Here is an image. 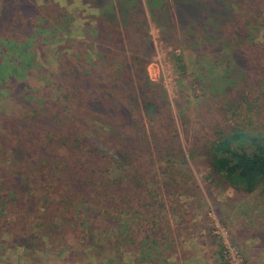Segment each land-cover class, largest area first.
<instances>
[{
    "label": "trees",
    "instance_id": "obj_1",
    "mask_svg": "<svg viewBox=\"0 0 264 264\" xmlns=\"http://www.w3.org/2000/svg\"><path fill=\"white\" fill-rule=\"evenodd\" d=\"M82 2L96 12L75 37L67 6L0 0V93L17 103L14 113H0V229L8 225L19 239L46 236L54 244L73 233L86 248L96 242L104 249L112 238L118 252L137 242L135 250L156 264L165 261L157 254H164L161 242L170 233L153 209L152 193L162 182L150 173L183 149L148 126L151 114H170L171 98L140 71L136 54L152 55L153 23L166 44L197 46L207 73L233 81L249 63L261 76L264 40H256V31L264 0ZM53 41L59 43L58 66L46 85L56 95L38 91L28 77L45 60L42 46ZM177 65L184 70L183 57ZM165 120L173 123L170 115ZM205 157L226 186L245 193L264 189L261 128L228 125ZM175 177L164 171L163 184Z\"/></svg>",
    "mask_w": 264,
    "mask_h": 264
},
{
    "label": "rangeland",
    "instance_id": "obj_2",
    "mask_svg": "<svg viewBox=\"0 0 264 264\" xmlns=\"http://www.w3.org/2000/svg\"><path fill=\"white\" fill-rule=\"evenodd\" d=\"M38 2L67 6L75 17L71 27L75 37L82 34L84 19L96 12L87 10L82 0ZM259 21L262 23L258 22V28L264 29V16ZM49 23L45 19L42 26L46 28ZM150 26L154 51L149 59V52L136 54L135 61L140 71L144 69L162 85L171 98V109L170 114H151L152 121H146L162 135L167 134L169 145L183 149V155L173 157V161L163 164L164 168L156 165L150 173L151 177L157 173L162 182L152 193L153 209L163 217L160 222L170 233L169 239L161 242L164 254H157L165 261L156 264H264V189L245 193L226 186L215 178L205 157L228 125L264 130V74L259 75V67L246 66L249 63L241 65L245 72L238 73L233 81L207 73L203 59L198 60L197 46L166 44L159 28L153 23ZM260 29L256 31L257 41L264 40ZM57 42L42 46L45 60L43 64L37 62V68H32L28 76L38 91L47 88L54 95L56 90L46 84L49 73L57 70ZM178 56L184 59V70L178 68ZM161 105L159 100L157 107L161 109ZM16 109V101L0 93V113H14ZM166 115L173 123L166 122ZM163 170L174 171L172 184H163ZM15 233L8 225L0 229V264H151L147 256L135 250L137 242L121 245L118 252L109 236L110 243L103 249L96 242L84 247L73 233L55 244L46 236L42 240L19 239Z\"/></svg>",
    "mask_w": 264,
    "mask_h": 264
}]
</instances>
